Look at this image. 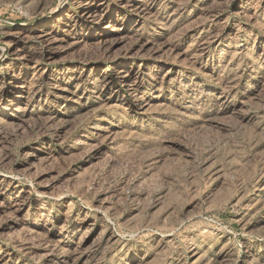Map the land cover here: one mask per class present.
Here are the masks:
<instances>
[{
	"label": "rangeland",
	"instance_id": "rangeland-1",
	"mask_svg": "<svg viewBox=\"0 0 264 264\" xmlns=\"http://www.w3.org/2000/svg\"><path fill=\"white\" fill-rule=\"evenodd\" d=\"M0 264H264V0H0Z\"/></svg>",
	"mask_w": 264,
	"mask_h": 264
},
{
	"label": "bare ground",
	"instance_id": "bare-ground-1",
	"mask_svg": "<svg viewBox=\"0 0 264 264\" xmlns=\"http://www.w3.org/2000/svg\"><path fill=\"white\" fill-rule=\"evenodd\" d=\"M91 18V17H90Z\"/></svg>",
	"mask_w": 264,
	"mask_h": 264
}]
</instances>
